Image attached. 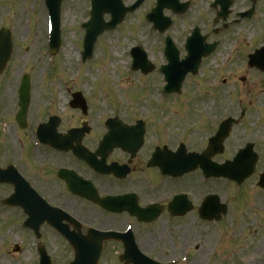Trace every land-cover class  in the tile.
Here are the masks:
<instances>
[{"label":"rangeland","instance_id":"1","mask_svg":"<svg viewBox=\"0 0 264 264\" xmlns=\"http://www.w3.org/2000/svg\"><path fill=\"white\" fill-rule=\"evenodd\" d=\"M125 1L128 4L132 2ZM212 1L191 0L188 11L175 16L174 23L167 32L181 42L190 27L198 23L203 31L210 34L211 40H219V46L203 62L197 74L199 76L192 78L193 83H188L189 79L185 81L180 95L173 94L162 98L158 93L162 83L160 76L155 79L154 76L147 77L133 71L132 57L128 52L134 44L141 43L142 40L143 43L146 42L151 57L156 56L155 61L163 60L160 58V41L163 36L150 29L151 25L144 23L141 18L142 10L153 6L155 0H146L141 10L125 17V23L123 21L121 26L118 25L99 36L93 56L86 63H82L85 31L81 24L89 16L90 0H64L61 18L62 45L57 54L53 55L52 62L48 59V9L43 0H0V27L8 25L14 37L12 58L0 76V163H5L7 157L22 155V170L31 171L29 155L25 154L23 144L29 142L34 147L32 159L36 161L34 169L37 178L39 175L44 176L38 165L44 160L45 154L51 160L55 159L56 163L68 158L65 154L53 153L48 148L41 150L35 147L33 142L36 136L33 129H20L14 119L18 109L17 87L22 74L29 72L32 75L33 89L29 122L33 124L38 114V122L47 119L51 112H45L42 116L41 112L49 111L47 98L50 95H56L58 98L59 91L62 97L58 101L62 99V103L61 107L57 105V112L66 114L64 126L61 128L71 123V116L75 122L78 121L80 111L66 112L62 106L66 102L63 98L68 96L67 90L81 87L84 95L89 98L91 108L87 118L93 128L87 138L88 143H93L91 137L99 133L100 125L104 124L101 120L118 110L120 117L128 121L147 117L150 129L147 148L156 143L158 135L159 139L165 142L176 144L179 139H183L188 143L189 149H199L207 144L208 137L217 129L223 118L228 115L238 117L245 107L244 118L233 127L225 142L223 153L217 154L214 159L222 161L225 157L230 158L245 142L254 141L256 150L261 154L260 167H264V72L250 67L245 57L248 51H252L264 41V0H257L252 17L244 19H240L237 13L250 7L251 0H233L232 12L228 18L220 19L216 24L212 19L216 14L211 6ZM216 27L219 30L213 33L212 30ZM242 76L246 77L245 81L241 79ZM145 92L147 94L139 100ZM166 116L172 119L168 121L169 124H164ZM159 127L163 128V135L157 131ZM177 131L182 132L177 134ZM101 137L98 138L102 139ZM122 155L119 152L112 158H121ZM16 159L18 162L21 160ZM143 177L147 183L135 182L131 187L138 189L144 198L154 199L157 195L160 196V191L156 195L152 193L155 189L150 187V184L155 185L157 190L166 186H161L164 180L159 178L158 183L161 185L155 184L156 177L151 172ZM200 178L201 172L196 171L191 176L187 175L182 184L194 196H199L197 189L201 193L217 191L222 201L229 204L228 213L225 215L226 222H198L189 216L176 223L159 222L153 228L135 226L141 244L161 261L168 260L173 255H181L182 251L173 254L170 241L163 237L166 232L167 237H183L184 242L191 239L187 244L200 242L201 247L195 257L204 256L201 258V264H204L205 259L206 264H220L221 253H227L218 252L214 258V254H210V261L206 255L213 244V239L210 238L222 239L224 234L234 236L228 241V246L223 245L230 254H234L229 255V259H226L229 262L226 264H264V258L260 256L264 250V189L258 191L254 179L245 180L242 186H238L232 185L228 179L211 178L208 182H203ZM39 182H42L45 189L49 186L41 179ZM177 186L181 187L180 184ZM169 187L175 188L172 184L166 186ZM0 191L7 194L8 187L0 186ZM23 217L21 211L0 204V264L37 263L36 243H39V240L32 237L29 229L23 227ZM123 218L121 217L119 222L115 217L102 213L97 223L103 229H122L125 226ZM174 224L177 226H173ZM180 225L184 226L178 227ZM43 229L42 242L52 255L53 264H70L74 255L68 242L48 226ZM16 244H21L20 251H16ZM161 245L165 246L162 250ZM118 248L119 243L107 242L100 264H122L112 255V251ZM258 252L260 253L257 254ZM193 254L194 252L190 255L191 258Z\"/></svg>","mask_w":264,"mask_h":264},{"label":"flooded vegetation","instance_id":"2","mask_svg":"<svg viewBox=\"0 0 264 264\" xmlns=\"http://www.w3.org/2000/svg\"><path fill=\"white\" fill-rule=\"evenodd\" d=\"M91 149L93 150L94 147H92ZM52 151L55 152L57 150L53 149ZM57 152L66 154V156L68 157L65 164H62L59 166H61V167L65 166L68 168H73L78 173H80L82 176H84L86 179H91L93 181V183L95 184V186L98 188V191L101 195L109 194V193H125V192L134 191V190L126 189L123 185H118L117 187L114 188V190L109 191L111 185L105 179L98 177V175H96L90 169H89V172L87 173V172L81 171L77 168V164H78L77 157H75V155L73 154L72 151H57ZM149 154H150L149 150L145 151L143 148H141L135 154V157L132 159V161H133V163H131L132 171L130 172V174L126 178V179H129L128 185L130 187L135 182H137L138 184H142L141 181L136 180L137 178L140 177L139 176L140 173H150L151 170L147 169V168H151L147 165V159L149 158ZM126 156L129 157V155H126ZM153 169H155V168H153ZM47 174H48V176L39 175L38 178H37V175L33 176L32 182L34 183V185L39 190H42L46 195H48L50 201L60 205L63 208L66 207V208L74 209L79 215H83V212H84V214H86L87 210H88L89 214L87 215V219L93 220V221L97 220L102 213L108 214L109 217H115V219H118V216H120L117 214H111V213L105 212V211H103V209L99 205L72 194L67 188L66 181L57 177V169L55 170L54 167H50ZM39 179L45 181V183L49 184V186L45 189V186L42 184V182H39ZM180 192H185L189 196V198L192 199L191 198V192L189 189L185 188V185L182 187L181 190H174L172 187H169L167 190L160 192L161 193L160 196H158L155 199L147 198V197L144 198L143 195L141 194V192L138 191L139 203L141 205H147V204L155 202V201H160V203L163 205L164 208H163L161 215L153 222L142 223V222H139L138 220L134 219L136 226L153 228V227L157 226V224L161 221L166 223V222L183 221L184 219H186L187 216L190 215V213H191L190 211L186 212L183 215L178 216V215H174V214L170 213L168 210L169 202L172 200V198L175 194L180 193ZM152 193L154 195H156L155 192H152ZM196 204L197 203L194 202V205H196ZM192 211H194V210H192ZM123 214H125V216L127 218H130L129 214H127V213H123ZM118 225H120V223ZM135 231H136V229H135ZM168 240L170 241L171 245H173V246L177 245V243L174 239L172 240V238H169ZM137 241H138V243H140L142 249L144 251L148 252L145 249L146 246L142 245L141 242L139 241V236H138ZM190 241H191V239H187V241H185V242L183 241L181 243V245H183V246L188 245L187 243Z\"/></svg>","mask_w":264,"mask_h":264},{"label":"water","instance_id":"3","mask_svg":"<svg viewBox=\"0 0 264 264\" xmlns=\"http://www.w3.org/2000/svg\"><path fill=\"white\" fill-rule=\"evenodd\" d=\"M60 1L61 0H49L50 6H51V14L54 20V23L56 25V38L54 41V46L57 47L59 45V6H60ZM221 4H222V8L221 11H219L218 16H222V15H226L227 11H225V9L230 5L231 0H218ZM102 7L104 5V0L101 1ZM101 7V8H102ZM104 10V9H103ZM102 10V11H103ZM102 11H100L99 13L95 12L94 15L92 16V19L85 24V26H87L88 28V33L86 36V53L85 56H89L91 55L92 52V48H93V44L94 41L98 35L99 32H101L103 30V28H110L113 26H110L108 24H104L102 17H101V13ZM116 22V21H115ZM54 50H57V48H55ZM12 51V42H11V36L9 35L8 31H3L0 33V73L3 70V68L5 67V64L7 62V60L10 57ZM135 64H138L137 62H135ZM264 68V67H262ZM181 81H182V76H180V78L178 80H170L169 84L170 86L167 89H171V90H179L180 85H181ZM29 91H30V82H29V75H25V78L23 80L22 83V87H21V105H22V116L26 113L27 111V107H28V102H29ZM233 119H228L226 121H224L221 125V128L219 130V132L217 133L216 137H214L212 139L213 144L210 148V150H208L207 152L203 153L202 156L207 158V160H209L211 158L212 155H214L216 152L218 151H222V143L225 139V137L229 134L230 128L233 124ZM111 139V137H110ZM249 157V151L248 149H246L245 151H243L239 157V159L236 162V165L234 166L233 164H227L224 166H219V167H215L213 173L214 174H224L230 177H234L239 179L240 176L244 173H246L250 166L245 168V164L244 161L246 160V158ZM240 164V166L238 167L237 164ZM250 163V157L249 160L247 161V164ZM252 166H255V163L252 162ZM220 170V171H219ZM10 202V201H9ZM90 240V239H88ZM98 242V241H97ZM92 251H95V249L85 246L84 249H82V251L79 253V255L77 256L76 261L73 264H95V262H97V257L94 258L92 257L90 254L92 253ZM44 264H49V260L48 258L44 259Z\"/></svg>","mask_w":264,"mask_h":264},{"label":"bare ground","instance_id":"4","mask_svg":"<svg viewBox=\"0 0 264 264\" xmlns=\"http://www.w3.org/2000/svg\"><path fill=\"white\" fill-rule=\"evenodd\" d=\"M117 55H120V54H117ZM259 253H260V252H258L257 254H259ZM257 254H256V255H257ZM260 254H261V253H260ZM201 258H202V257L197 258V259L195 260V264H200V262L202 261ZM259 263H260V262H259Z\"/></svg>","mask_w":264,"mask_h":264}]
</instances>
